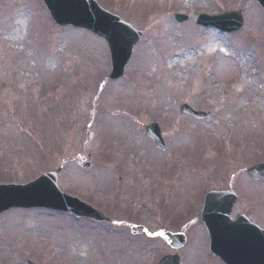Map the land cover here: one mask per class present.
I'll return each mask as SVG.
<instances>
[{
  "label": "rangeland",
  "instance_id": "1",
  "mask_svg": "<svg viewBox=\"0 0 264 264\" xmlns=\"http://www.w3.org/2000/svg\"><path fill=\"white\" fill-rule=\"evenodd\" d=\"M96 1L143 32L118 80L109 79L112 61L104 38L57 25L43 0H0V183L25 184L61 168L60 189L99 208L115 224L44 208L9 210L0 215V264H158L168 251L153 233L163 222L164 195L178 215L204 186L247 179L236 170V146L249 150L239 162L264 158L259 3ZM229 10L243 14L241 31L196 23L200 13ZM176 13L189 19L178 23ZM24 16L29 28L22 33L18 22ZM213 37L226 47L210 52ZM242 56H248L244 64ZM244 75L253 82L240 89L223 83ZM183 104L210 115L195 119L181 112ZM152 123L162 125L167 150L148 136L145 127ZM249 186L264 196V185ZM125 207L129 218L121 214ZM123 225L127 233H120ZM138 226L146 233L139 234ZM206 258L197 249L186 261L205 264Z\"/></svg>",
  "mask_w": 264,
  "mask_h": 264
},
{
  "label": "water",
  "instance_id": "2",
  "mask_svg": "<svg viewBox=\"0 0 264 264\" xmlns=\"http://www.w3.org/2000/svg\"><path fill=\"white\" fill-rule=\"evenodd\" d=\"M55 20L62 25L72 24L87 27L104 36L110 44L113 58V71L111 78L115 79L124 74V68L129 61L134 45L139 41L141 32L134 30L130 24L123 22L119 17L101 9L95 0H44ZM264 7V0H257ZM178 21L187 19L184 15L175 16ZM198 22L206 26H215L224 31L238 30L243 26V16L240 12L229 11L223 14L209 16L201 14ZM184 112H191L196 116H204L195 113L183 106ZM159 147H164L163 139L157 125L148 128ZM255 178L264 176V164L253 167L250 170ZM218 194L211 193L207 202H211ZM13 207H48L60 211H68L76 215L92 217L96 220H104L105 217L92 206L71 197L57 186V173H44L35 181L26 185H1L0 184V213ZM261 242L254 241L249 248H244L243 254H223L222 258L228 264H264V238ZM215 250V249H214ZM220 250V249H219ZM224 253V252H223ZM161 264H173L164 260Z\"/></svg>",
  "mask_w": 264,
  "mask_h": 264
},
{
  "label": "flooded vegetation",
  "instance_id": "3",
  "mask_svg": "<svg viewBox=\"0 0 264 264\" xmlns=\"http://www.w3.org/2000/svg\"><path fill=\"white\" fill-rule=\"evenodd\" d=\"M261 181H264V179ZM247 183L250 182L243 181L237 183L232 181L230 186L216 187V189L222 191L233 190L237 197V201L233 204L232 208L230 207V211L227 213L226 220L223 222L217 221L220 225V228H218L220 234L237 231V221L241 216L264 228V196L255 194ZM206 192L202 191L197 201L193 203L189 202L191 204L179 212L176 218H172L171 220L170 217L161 218L163 222L153 229L156 234L163 236L169 232L180 234L181 238L168 241V254L177 253L182 258H188L190 254H196V250L200 249L202 253L212 255L209 249L210 231L206 220L201 215L204 209ZM181 241H183L182 244ZM210 257L218 259L214 255Z\"/></svg>",
  "mask_w": 264,
  "mask_h": 264
},
{
  "label": "bare ground",
  "instance_id": "4",
  "mask_svg": "<svg viewBox=\"0 0 264 264\" xmlns=\"http://www.w3.org/2000/svg\"><path fill=\"white\" fill-rule=\"evenodd\" d=\"M141 6V4H140ZM148 5H145L143 3V9L145 11V8L147 7ZM142 7V6H141ZM140 7V8H141ZM133 12V10H131ZM138 11V10H137ZM135 9H134V15H139V13L137 12ZM142 12V11H141ZM143 14H145V12H143ZM18 24H21V28H22V33H25L27 31V29L29 28V16H24L20 22H18ZM220 46H223V48L226 47V44L225 42H223L222 40H219L217 39L216 37H213L212 38V48L210 49V52L213 50V49H217V47H220ZM225 53H226V50L222 49ZM189 57H193L192 55H188ZM248 60V56H242V63H246ZM173 62H176V60H174ZM177 63V62H176ZM246 82L248 83H252L253 80H251L250 78L247 79V77L244 75L242 76L240 79L234 81L233 83H227V82H223L225 86H234V87H237L238 89L241 88V86H243L244 84H246ZM227 122V121H226ZM183 143H185L187 141V138H183L181 140Z\"/></svg>",
  "mask_w": 264,
  "mask_h": 264
}]
</instances>
